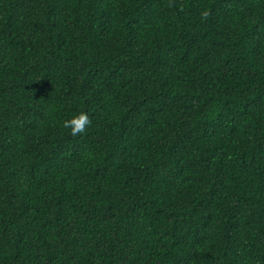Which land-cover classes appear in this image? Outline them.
Returning a JSON list of instances; mask_svg holds the SVG:
<instances>
[{
	"label": "trees",
	"instance_id": "trees-1",
	"mask_svg": "<svg viewBox=\"0 0 264 264\" xmlns=\"http://www.w3.org/2000/svg\"><path fill=\"white\" fill-rule=\"evenodd\" d=\"M0 264H264V0H0Z\"/></svg>",
	"mask_w": 264,
	"mask_h": 264
},
{
	"label": "clouds",
	"instance_id": "clouds-1",
	"mask_svg": "<svg viewBox=\"0 0 264 264\" xmlns=\"http://www.w3.org/2000/svg\"><path fill=\"white\" fill-rule=\"evenodd\" d=\"M210 15L208 10L201 13L202 20L207 19ZM92 123L89 115L85 111H80L79 113L73 115L71 118L63 121V127L70 131V134L77 136L85 133L87 127Z\"/></svg>",
	"mask_w": 264,
	"mask_h": 264
}]
</instances>
